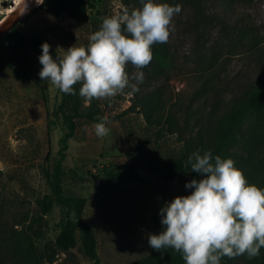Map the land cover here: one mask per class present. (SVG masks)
Instances as JSON below:
<instances>
[{"label":"rangeland","instance_id":"rangeland-1","mask_svg":"<svg viewBox=\"0 0 264 264\" xmlns=\"http://www.w3.org/2000/svg\"><path fill=\"white\" fill-rule=\"evenodd\" d=\"M15 2L0 0V22L14 12L9 10ZM175 5H180L181 12L173 16L166 42L174 54L175 69L165 78H149L143 72V82L138 84L131 77L142 70L129 63L126 72L130 83L137 84L142 92L145 87L156 88L168 106L177 109L181 124L187 128L185 136H195L199 130L207 135L215 112L225 110L235 94L264 80V0H209L201 6L206 19L200 18L192 2L179 1L171 6ZM141 7V0H97L96 6L84 13L62 19L41 9L21 20L17 28L29 36L40 32L62 55L74 44L86 46L105 17ZM10 38L8 32L0 36V43ZM40 54L32 53V66L8 58L0 65V264H18L9 255L12 232L22 230L25 219L30 223L40 214L37 200L50 192L45 170H51L58 158L64 132L61 123L49 131L50 114L60 94L50 81L40 80ZM212 56L211 63L202 62L203 57ZM138 98L131 88H125L114 97L98 99L106 116L119 117L105 124L109 132L104 137L95 135L96 123L79 121L64 162L65 192L87 198L84 219L95 231L102 264H126L148 255L151 247L147 237L153 232L155 211L165 201L191 192L184 186L191 180L187 175L170 183L156 179L149 185L105 182L102 169L110 163L130 162L150 151L168 156L181 148L183 135L179 132L165 131L159 139L156 129L147 123ZM213 105L217 109L211 114ZM65 217L66 210L56 206L43 215L40 224L33 223L34 231L43 232L41 245H54ZM53 264L90 261L75 248L69 253L59 252Z\"/></svg>","mask_w":264,"mask_h":264},{"label":"trees","instance_id":"trees-1","mask_svg":"<svg viewBox=\"0 0 264 264\" xmlns=\"http://www.w3.org/2000/svg\"><path fill=\"white\" fill-rule=\"evenodd\" d=\"M179 1L194 3L197 14L201 16L200 18L206 19L201 6L209 0H163L167 4ZM96 2L97 0H44L31 14L42 9L55 18L62 19L74 15L75 12L84 13L95 7ZM9 34L11 37L9 41L0 43V65L4 58H8L14 63L32 66V53L35 51L41 53V44L48 42L40 32L29 36L17 26ZM243 34H247L246 31ZM49 45L53 57L61 55L50 43ZM212 60L214 56L206 60L202 58L203 63L204 61L211 63ZM175 66L174 54L168 45L156 43L152 45L151 62L141 70L149 78H165ZM80 87V83L73 85L75 94H65L59 90V101L50 114L52 120L49 131L61 123L64 132L60 138L58 158L51 170H45L50 192L37 200L40 214L30 223H26L25 219L24 228L12 232L13 242L9 255L18 264H53L57 261L59 252L69 253L75 248L90 261V264H102L95 231L84 219L87 198L65 192L67 171L64 162L69 141L76 135L79 121L98 123L106 118L107 124L119 116H106L98 99L88 101L79 95ZM145 89L147 90L142 92L140 88L136 94L139 96L147 123L156 129L159 139L163 137L165 131L179 132L183 135L180 139L181 148L178 147L168 156L150 151L134 157L130 162L110 163L103 167L101 173L106 183L114 185L136 182L149 185L156 179L170 183L180 175L200 179L195 172H191L190 166H185L189 155L199 150L201 154L211 151L213 157L219 155L222 158L233 159L235 166L242 171L250 184L264 189V80L246 91L235 94L230 104L219 114L215 112L217 107L211 106L210 113L215 114L209 120L210 130L207 135L201 134L199 130L195 136L188 137L185 136L187 128L181 124L177 109L169 107L164 95L156 88ZM56 206L66 210V217L59 225L54 245L43 246L40 241L43 232L38 229L34 231L33 223L36 221L40 224L43 215L50 213ZM160 219L157 210L153 215L152 233L162 231ZM160 251L151 248L148 255L126 264H185L180 252L171 248ZM220 264H264V247L260 249L258 257L249 259L246 254L234 258L224 256Z\"/></svg>","mask_w":264,"mask_h":264},{"label":"clouds","instance_id":"clouds-1","mask_svg":"<svg viewBox=\"0 0 264 264\" xmlns=\"http://www.w3.org/2000/svg\"><path fill=\"white\" fill-rule=\"evenodd\" d=\"M141 4L123 15L105 17L86 46L74 44L53 57L49 43L43 42L40 80L65 94H75L73 85L80 83L79 95L88 101L114 97L125 88L138 91L144 73L135 72L131 79L137 84H131L126 66L139 70L149 65L152 45L168 41L172 18L181 12L180 5L156 0ZM105 124L106 118L94 125L97 137L108 134ZM185 166L201 178L186 181L189 194L164 202L159 209L162 231L149 234L148 245L180 252L185 264H220L224 256L258 257L264 247V189L250 184L233 159L213 157L211 151H195Z\"/></svg>","mask_w":264,"mask_h":264},{"label":"water","instance_id":"water-1","mask_svg":"<svg viewBox=\"0 0 264 264\" xmlns=\"http://www.w3.org/2000/svg\"><path fill=\"white\" fill-rule=\"evenodd\" d=\"M36 9V8H35ZM32 5L30 3V0H23L22 6L16 16L13 18H10L7 20L4 24L0 26V36L10 32L14 27L17 26V24L25 19L31 12H33ZM95 188H97V185H95Z\"/></svg>","mask_w":264,"mask_h":264},{"label":"bare ground","instance_id":"bare-ground-1","mask_svg":"<svg viewBox=\"0 0 264 264\" xmlns=\"http://www.w3.org/2000/svg\"><path fill=\"white\" fill-rule=\"evenodd\" d=\"M44 0H30V3H31V5H40L42 2H43ZM16 4H15V6L13 7V8H11L10 10H9V12H13L12 14H10V17H8V18H6V19H4L2 22H0V26L2 25V24H4L5 22H6V20H9L10 18H13L14 16H16L17 14H18V12H19V10H20V0H16V2H15ZM36 6V7H37Z\"/></svg>","mask_w":264,"mask_h":264}]
</instances>
